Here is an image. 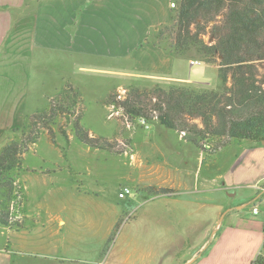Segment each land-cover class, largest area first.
<instances>
[{"label": "crops", "instance_id": "obj_1", "mask_svg": "<svg viewBox=\"0 0 264 264\" xmlns=\"http://www.w3.org/2000/svg\"><path fill=\"white\" fill-rule=\"evenodd\" d=\"M172 3L0 0V70L5 78L10 77L5 72H14L15 80L4 84L7 89L9 85L14 88L18 73H27L33 65L37 71L48 65L62 72L59 82L50 86L54 92L66 78L72 79L73 72L112 80L109 95L122 92L127 83L165 88L206 84L191 80L190 72L199 65H213L203 61L192 65L194 59L188 55L173 56L147 44L151 32L172 22ZM20 76L18 90L10 92V88L0 93L5 103L0 106V138L22 127L27 117L18 107L25 79L23 74ZM171 132L184 147L172 143ZM150 142L148 149L156 157L150 169L153 173L145 181L149 186L172 191L151 194L147 199L141 193L136 196L135 191L129 198L147 206L141 207L144 211L146 208V223L139 224L138 215L130 223L125 222L127 209L116 207L103 221L86 219L78 226L72 214L65 216L48 204L45 209L44 203L36 204L39 209L33 208L34 213L21 211V219L32 220L27 229L0 226V235L7 240L0 243V264H25L14 254L28 250L42 254L40 264H96V256L110 242V247L104 249L102 264H253L264 256V218L252 211L256 205L264 211V144L232 141L226 158L206 161L202 152L163 127L156 129ZM161 169L163 175L159 174ZM29 172L39 190L45 189L39 191L43 198L67 190L59 183L55 185L59 173L56 168ZM130 181L144 182L141 178ZM21 182L24 184L22 177ZM77 230L93 234L85 238L77 236ZM114 230L120 233L116 240L110 239ZM123 233L126 236L121 238ZM81 252H88L92 260L76 261L73 255Z\"/></svg>", "mask_w": 264, "mask_h": 264}, {"label": "rangeland", "instance_id": "obj_2", "mask_svg": "<svg viewBox=\"0 0 264 264\" xmlns=\"http://www.w3.org/2000/svg\"><path fill=\"white\" fill-rule=\"evenodd\" d=\"M173 3L177 7L176 2L173 1ZM206 41L208 42L209 39L206 38ZM187 55L194 59V61L199 60L198 62L201 64L200 61L202 58L195 51ZM0 72L2 78L3 70L1 69ZM5 73L9 74L10 77L6 76L5 78V74L3 73L4 80L3 78L0 79V82L3 83L0 87V93L7 92L10 88V92L18 90L20 88L19 78L21 77L20 75L23 74L25 78L22 80L21 85L23 87V97L18 107L25 111L27 117L38 113L44 114L42 112L47 110L50 106L54 109L59 108L57 109L58 112L56 117L52 118V116L46 119L33 118L27 121L26 127L23 128L27 119L26 117L22 127L0 138V152L4 147L13 142L21 143L26 146L23 170L21 173L22 181L24 182L23 205L21 207L22 209H19L17 214L20 216L21 210L22 213L25 210L34 213V211H32L33 208L34 210L39 209V207L35 205L42 204L43 206L44 203L43 209H45L47 206L46 204H48L51 210H61L64 212L65 216L72 214L70 216L73 222L79 226V224L83 223L86 219L103 221L105 216L110 217V209L117 207L119 209H127L123 217V220H126L125 222L130 223L133 217L138 215V223H146V208L144 211L141 207L147 206L144 204L141 205L139 200L136 203L129 198L124 200L119 199L118 194L121 188L129 187L133 190L134 195L136 191V196L141 193L145 195L144 197L147 199L149 195H153L151 191L152 188L156 190L159 189L149 186L145 180L153 173L150 169L156 157L154 153L148 149L151 144L150 139L154 136L156 129L163 126L157 121L156 116L158 114L155 112L152 113L155 118L151 121L142 118H130L125 115L119 103H114L116 101H124L129 93L133 91L132 89H138L140 96L136 101L139 102L141 106L145 107L149 104L148 96L152 95L155 88L160 85L137 82L127 83L123 91L119 92L118 96L112 101L113 103L109 105L106 100L109 97L108 92L113 85V81L105 79L100 75L90 74L89 76L86 75V77H83L78 75L80 73L73 72L71 74L72 79L69 77L66 78V80L62 82L61 88H59L57 92H54L50 86H52L51 84L59 82L62 72L56 71L52 66L44 65L41 71H37L35 65H33V68L27 71V73L25 71L19 72L17 75L19 78H17L16 83H13L14 88L9 85V89H7V84H4V81L6 83H11V80L15 81L13 79L14 72H12V74L10 71ZM261 73L264 74V70H262ZM28 76L29 79H27ZM189 77L193 81L204 82L206 84H192L193 86L188 85L185 87L218 90L221 84L218 68L214 65H199L192 69ZM40 78L41 80L39 81ZM80 80L82 84H84L83 86H80ZM70 83L75 87L76 91L80 93L82 105L77 104V98H71L73 94L71 93L63 104L64 109L60 111L62 101L58 100L56 96ZM177 86L183 87L182 85ZM1 98L2 97H0V106L5 104ZM146 113L150 114L147 111ZM78 119L81 126L89 132L91 137L107 139L110 142L107 147L112 151L108 149H93L79 142L73 131V125ZM193 122L202 126L200 119L194 120ZM177 134L187 144L195 147L188 141L190 135H186L185 133ZM171 137L173 144L184 147V144L178 142L177 135L171 132ZM221 140L225 142L227 138ZM31 141H37V143L31 144L29 143ZM216 143L217 140L206 141V144H210L212 148L216 146ZM229 147L230 146L224 147L210 157L201 150L195 148L199 150V152H202L206 161H213L221 157L226 158L225 153L228 151ZM121 150L123 153H119ZM179 151L182 150L179 148ZM195 160L196 156L193 158V163ZM55 165L56 167H54ZM161 167H163V165H161ZM52 168H56L59 172L55 185L59 183L65 186L67 190H65L64 194L58 192V196L56 195L54 197L51 195L48 198H43L42 193H39V191H44L45 189L41 188L39 190V185L35 177H32L29 169L47 170ZM159 174L163 175L162 169L159 171ZM132 178H141L144 182L140 184L133 183L130 181ZM136 196L134 197L136 198ZM20 203L21 201L19 204ZM24 222L23 229H27L28 225H32V220L27 218L24 219ZM120 223L121 221L119 224ZM76 234L77 236L88 238L91 237L93 233L86 230H77ZM118 234L120 233L114 230L110 239L116 240L117 236L119 237ZM125 236L126 235L123 233L121 238ZM112 240H109V242ZM5 241L7 242L6 237L0 235V243ZM110 245L111 242L107 247L105 246L104 249L109 248ZM104 249L102 248V253L96 256V264H102L101 261L105 255L103 254ZM19 254H14L15 259L18 261L22 260L25 264H40L41 260H44L42 254L33 250H28L24 253L19 252ZM90 256L88 252H81L73 255V258L76 261H86L92 260Z\"/></svg>", "mask_w": 264, "mask_h": 264}, {"label": "trees", "instance_id": "obj_3", "mask_svg": "<svg viewBox=\"0 0 264 264\" xmlns=\"http://www.w3.org/2000/svg\"><path fill=\"white\" fill-rule=\"evenodd\" d=\"M173 1L177 7L173 9L172 22L151 32L147 44L160 47L173 56H186L195 51L201 61L218 68L219 89L157 86L148 96L149 104L145 107L136 101L139 90L132 89L124 101H114V104L119 103L130 118L151 121L155 118L152 113H157L156 119L161 126L190 135L188 141L208 157L232 141L264 142V74L261 73L264 70V0ZM71 93V98H77V104L82 105L80 93L68 84L56 96L62 101L60 111ZM117 96V92L111 93L107 104L113 103ZM57 109L50 106L42 112L44 114L28 116L23 128L30 119L56 117ZM198 119L202 126L193 122ZM73 126L82 144L110 150L107 147L110 142L91 137L79 119ZM223 138L227 140L223 142ZM208 140H217L210 150L205 148ZM25 153L26 146L15 142L0 152L1 227L24 228L25 218L21 219L17 213L23 205L20 177ZM119 153H123L122 150ZM151 191L153 195L171 192L165 188H152ZM253 264H264V257L259 256Z\"/></svg>", "mask_w": 264, "mask_h": 264}, {"label": "built area", "instance_id": "obj_4", "mask_svg": "<svg viewBox=\"0 0 264 264\" xmlns=\"http://www.w3.org/2000/svg\"><path fill=\"white\" fill-rule=\"evenodd\" d=\"M175 7H176V5L174 3H172V8H175ZM191 63H192V65H195V64L198 65L199 64L198 61H192ZM205 148L210 150L212 148V146L210 144H206ZM261 191H263V193H264V187H262ZM133 195H134V193H133V190L131 188L123 187V188H121L119 190L118 197H119V199L124 200V199L132 197ZM252 211H253V214L255 216L261 215L264 218V211H261L260 208L257 205L253 206V210Z\"/></svg>", "mask_w": 264, "mask_h": 264}, {"label": "water", "instance_id": "obj_5", "mask_svg": "<svg viewBox=\"0 0 264 264\" xmlns=\"http://www.w3.org/2000/svg\"><path fill=\"white\" fill-rule=\"evenodd\" d=\"M264 144V142H262Z\"/></svg>", "mask_w": 264, "mask_h": 264}]
</instances>
